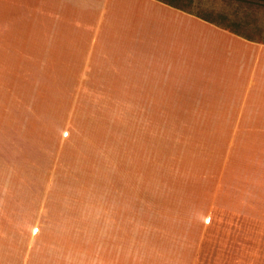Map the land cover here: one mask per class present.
<instances>
[{
    "label": "rangeland",
    "instance_id": "obj_1",
    "mask_svg": "<svg viewBox=\"0 0 264 264\" xmlns=\"http://www.w3.org/2000/svg\"><path fill=\"white\" fill-rule=\"evenodd\" d=\"M40 9L0 4V264L94 247L109 263L258 262L264 128L214 115L215 101L198 110L190 85L184 98L42 67L53 24Z\"/></svg>",
    "mask_w": 264,
    "mask_h": 264
},
{
    "label": "crops",
    "instance_id": "obj_2",
    "mask_svg": "<svg viewBox=\"0 0 264 264\" xmlns=\"http://www.w3.org/2000/svg\"><path fill=\"white\" fill-rule=\"evenodd\" d=\"M19 2L38 4L39 14L51 6L52 33L42 44V67L83 69L78 79L85 84L156 83L164 84L166 93L179 86L184 98L190 85L198 110L215 101L214 115L264 128V0H0ZM260 241L258 262L251 253L247 264H264V231ZM94 248L53 259L56 264L125 259L109 263L108 253ZM130 260L155 258L135 254Z\"/></svg>",
    "mask_w": 264,
    "mask_h": 264
}]
</instances>
